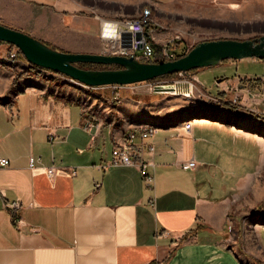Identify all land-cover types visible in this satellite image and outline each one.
Masks as SVG:
<instances>
[{
	"label": "crops",
	"instance_id": "obj_1",
	"mask_svg": "<svg viewBox=\"0 0 264 264\" xmlns=\"http://www.w3.org/2000/svg\"><path fill=\"white\" fill-rule=\"evenodd\" d=\"M148 11L157 51L176 36L184 45L244 40L228 35L240 26L249 39L264 35V0H0V23L62 51L108 54L100 18ZM10 50L1 42L0 58ZM257 60L189 73L186 97L148 83L89 87L48 71L14 84L32 64L0 63V156L10 160L0 167V264L264 259V74L240 66ZM132 132L155 163L152 187L139 167L99 169Z\"/></svg>",
	"mask_w": 264,
	"mask_h": 264
},
{
	"label": "water",
	"instance_id": "obj_2",
	"mask_svg": "<svg viewBox=\"0 0 264 264\" xmlns=\"http://www.w3.org/2000/svg\"><path fill=\"white\" fill-rule=\"evenodd\" d=\"M129 36V45L132 36ZM0 42L20 49L32 65L63 74L89 87L134 85L175 73L212 68L227 60H264V35L252 39H215L196 44L186 55L172 60L144 62L134 56L72 53L51 47L21 30L0 23ZM79 64L118 66L113 69L82 68Z\"/></svg>",
	"mask_w": 264,
	"mask_h": 264
},
{
	"label": "built area",
	"instance_id": "obj_3",
	"mask_svg": "<svg viewBox=\"0 0 264 264\" xmlns=\"http://www.w3.org/2000/svg\"><path fill=\"white\" fill-rule=\"evenodd\" d=\"M154 20L151 17L150 12L142 15L138 18H127L122 20H108L100 18V36L107 42L109 55H122V56H134L138 60L144 62H153L158 59H171L169 51L164 48L157 54L154 46L153 34L156 29L154 26ZM132 36V43L129 45V36ZM174 40H181V36H176ZM194 46V44H186L187 52ZM20 55V50L16 46H12V49L6 54L3 59L9 65L17 63ZM184 74V73H179ZM75 81V80H73ZM151 83V82H147ZM164 88V87H163ZM162 87H153L154 90H162ZM193 90V84H191V93ZM191 95V94H188ZM185 129L190 132L192 129V123L187 122ZM137 137L135 132L130 133L127 139L120 145H118L114 151L111 162H107L99 166L100 170H106L111 166H136L139 167L141 173L146 181L148 187H152L155 182V176L150 173L149 169L155 167V163L151 160H146L140 150L133 144V141ZM150 151L153 152L154 148L151 147ZM197 163L192 160L183 164L184 169H191L196 167ZM10 160L0 156V167H9ZM39 162L37 158L32 157L30 159V167L32 169H38ZM50 176H54L56 170L54 167L48 168ZM13 210L21 208L19 201H14L8 204Z\"/></svg>",
	"mask_w": 264,
	"mask_h": 264
},
{
	"label": "rangeland",
	"instance_id": "obj_4",
	"mask_svg": "<svg viewBox=\"0 0 264 264\" xmlns=\"http://www.w3.org/2000/svg\"><path fill=\"white\" fill-rule=\"evenodd\" d=\"M246 31H248L247 27H241L240 26V32L241 33L228 34V35H235V36L240 37V38L245 40V39L248 38L247 36L250 35L249 33H246ZM210 36H213V35H207V36H203V37L204 38H206V37L208 38ZM188 44L191 45L192 43H188ZM12 46H14V45H11V49H12ZM20 56H23V55H21V51H20L19 58H20ZM3 57L0 58V63H3L4 65H7V66H9V67H11L13 69H16L17 66L15 64L14 65H9L8 63H6L4 61ZM246 60H253V59H246ZM93 66L90 67V68H94ZM240 66H241V70H243V71L244 70L245 71H250V72L253 71L254 73L259 74V75L264 74V60H259L258 59L255 62L243 61V63ZM29 69L27 71H24V72H16L17 73L16 78L20 74H25L26 75V76L24 75L23 78L32 77V76H38L39 73L42 74L39 71H34L33 73H30V72H28ZM222 69H223V65H217V66L212 67L211 71H207V72H209L210 74H213V73L217 74V73H220ZM44 71H47V70H44ZM234 72H235V70H234ZM59 75H61V74H59ZM46 76L49 77V78H53L52 75H50V74L46 75ZM62 76H64V75H62ZM194 83L195 82L192 81L191 74L184 73L182 75L181 74H177L175 76H171V77H168V78H162V79H158V80H155V81H151V83H148V85L151 86V87H156V86L157 87H162V88L164 87L163 90H167V91L171 92V94H175V95L176 94H182L181 97H186V96H192L191 84H193V90L192 91L194 92V86H195ZM215 84H216L215 80H211V82H208L207 85L208 86H215ZM213 90H214V88H213ZM188 94H191V95H188ZM244 260L246 261L247 264H264V259L262 258V256L254 258L253 256L245 255L244 256Z\"/></svg>",
	"mask_w": 264,
	"mask_h": 264
},
{
	"label": "trees",
	"instance_id": "obj_5",
	"mask_svg": "<svg viewBox=\"0 0 264 264\" xmlns=\"http://www.w3.org/2000/svg\"><path fill=\"white\" fill-rule=\"evenodd\" d=\"M1 43V42H0ZM46 43V42H45ZM48 45H50L51 47H54V48H56L55 46H53V45H51V44H49V43H47ZM155 46V45H154ZM195 46V45H194ZM193 46V47H194ZM160 47V49L161 50H156V52H157V54H160V52L162 51V49H164V48H166L168 51H169V53H170V56H171V59H178V58H180V57H182V56H184V55H186L188 52H187V49H186V45H184L183 44V41H181V40H173L172 42H170L169 44H167V46L166 47H161V46H159ZM193 47L190 49V50H192L193 49ZM57 49V48H56ZM21 55H23V53L21 52ZM24 56V55H23ZM25 57V56H24ZM159 59L157 58L155 61H158ZM167 60H170V59H167ZM79 66L80 67H82V68H90V67H92L93 65L92 64H79ZM94 68H90V69H108V68H113V69H117V68H119L118 66H105V65H94L93 66ZM45 69H43V68H41V67H39V66H36V65H31V67H30V69H29V71L28 72H30V73H33L34 71H44ZM199 69H195V70H192V71H190V72H188V73H191V72H196V71H198ZM47 71H49V72H53V71H51V70H47ZM54 73H56V72H54ZM58 74H60V73H58ZM177 74H179V73H175V74H170V75H166V76H162V77H159V78H156V79H154V80H152V81H155V80H158V79H162V78H168V77H171V76H175V75H177ZM24 75L25 74H20L16 79H15V82H14V84H17V82L21 79V78H23L24 77ZM61 75H63V74H61ZM26 76V75H25ZM65 76V75H64Z\"/></svg>",
	"mask_w": 264,
	"mask_h": 264
}]
</instances>
